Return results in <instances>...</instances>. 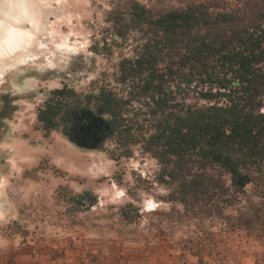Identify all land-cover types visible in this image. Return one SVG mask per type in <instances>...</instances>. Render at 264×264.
<instances>
[{
	"label": "rangeland",
	"instance_id": "374dc122",
	"mask_svg": "<svg viewBox=\"0 0 264 264\" xmlns=\"http://www.w3.org/2000/svg\"><path fill=\"white\" fill-rule=\"evenodd\" d=\"M122 1L39 0L45 28L0 72V264H264V224H241L243 199L211 216L168 201L159 165L138 146L112 159L109 138L81 147L62 120L48 129L37 119L63 85L123 94L114 71L134 41L114 37L107 16ZM136 1L156 12L207 0ZM86 190L92 206L73 201Z\"/></svg>",
	"mask_w": 264,
	"mask_h": 264
},
{
	"label": "trees",
	"instance_id": "16d2710c",
	"mask_svg": "<svg viewBox=\"0 0 264 264\" xmlns=\"http://www.w3.org/2000/svg\"><path fill=\"white\" fill-rule=\"evenodd\" d=\"M107 16L114 37L134 41L114 71L123 94L63 85L50 90L37 119L56 129L66 107H92L112 127L110 157L138 146L154 158L168 201L211 216L243 199L241 224H264V0L156 12L124 0ZM72 198L96 202L88 190Z\"/></svg>",
	"mask_w": 264,
	"mask_h": 264
},
{
	"label": "bare ground",
	"instance_id": "6f19581e",
	"mask_svg": "<svg viewBox=\"0 0 264 264\" xmlns=\"http://www.w3.org/2000/svg\"><path fill=\"white\" fill-rule=\"evenodd\" d=\"M49 13L50 10H45L39 0H0V72L12 61L24 59L25 50L32 45L34 35L45 28ZM23 22H27V28L23 27ZM57 44L63 47L62 43Z\"/></svg>",
	"mask_w": 264,
	"mask_h": 264
},
{
	"label": "flooded vegetation",
	"instance_id": "af4514ba",
	"mask_svg": "<svg viewBox=\"0 0 264 264\" xmlns=\"http://www.w3.org/2000/svg\"><path fill=\"white\" fill-rule=\"evenodd\" d=\"M86 110L91 111L92 114L89 115L86 112ZM100 117L103 118V116L100 115V112L97 110H94L92 107L70 106V107H66L65 109L62 110V112L59 115L55 116V121L57 122V127H59L61 124V120H62V123L65 124L66 128L68 130H71L78 126L80 127L81 126L83 127L85 125L93 126L94 123H99L98 118ZM104 123L107 124L108 128H106L105 126H102L98 131H96L97 136L101 137V140L99 141V143L104 141L112 130V127L109 124V122H106L105 120ZM91 129L96 130L95 128H92V127Z\"/></svg>",
	"mask_w": 264,
	"mask_h": 264
},
{
	"label": "water",
	"instance_id": "95a60500",
	"mask_svg": "<svg viewBox=\"0 0 264 264\" xmlns=\"http://www.w3.org/2000/svg\"><path fill=\"white\" fill-rule=\"evenodd\" d=\"M7 61V59H5ZM4 61V62H5ZM12 63H14L12 61ZM11 63V64H12ZM86 112L91 115V111L86 110ZM99 123H94L92 125H85V126H78L70 130L68 132V138L71 142H74L76 145L81 146V147H87V148H95L97 147L99 141L101 140V137L97 136L96 131H98L102 126L107 127V124L104 123L105 120L103 118H98ZM95 128L96 130L91 129Z\"/></svg>",
	"mask_w": 264,
	"mask_h": 264
},
{
	"label": "crops",
	"instance_id": "0c3cea01",
	"mask_svg": "<svg viewBox=\"0 0 264 264\" xmlns=\"http://www.w3.org/2000/svg\"><path fill=\"white\" fill-rule=\"evenodd\" d=\"M21 257L23 258V255Z\"/></svg>",
	"mask_w": 264,
	"mask_h": 264
}]
</instances>
